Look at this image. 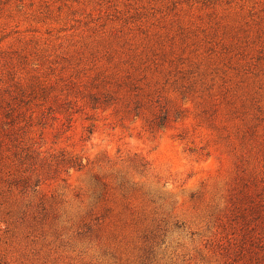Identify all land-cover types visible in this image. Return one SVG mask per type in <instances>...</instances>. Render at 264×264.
<instances>
[{"label": "rangeland", "instance_id": "obj_1", "mask_svg": "<svg viewBox=\"0 0 264 264\" xmlns=\"http://www.w3.org/2000/svg\"><path fill=\"white\" fill-rule=\"evenodd\" d=\"M0 264H264V0H0Z\"/></svg>", "mask_w": 264, "mask_h": 264}, {"label": "trees", "instance_id": "obj_2", "mask_svg": "<svg viewBox=\"0 0 264 264\" xmlns=\"http://www.w3.org/2000/svg\"><path fill=\"white\" fill-rule=\"evenodd\" d=\"M227 253L229 254V251Z\"/></svg>", "mask_w": 264, "mask_h": 264}]
</instances>
